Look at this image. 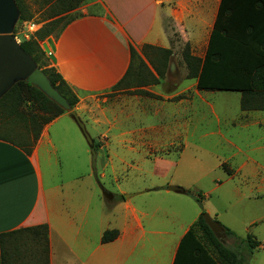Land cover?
<instances>
[{"label":"crops","instance_id":"obj_1","mask_svg":"<svg viewBox=\"0 0 264 264\" xmlns=\"http://www.w3.org/2000/svg\"><path fill=\"white\" fill-rule=\"evenodd\" d=\"M221 2L89 0L84 9L92 13L70 23L55 42L56 70L73 90L101 93L113 89L126 77L132 66V49L145 59L142 51L151 46L172 51L171 61L177 58V49L183 47L182 61L188 71L186 53L201 61L206 58ZM194 80L204 107L210 108L215 95L206 93L222 91H199L198 79ZM225 93L240 95L244 115L223 121L214 116L215 123L226 125L225 132L219 128L209 135L221 140L220 147L236 150L218 167L224 178L214 180L213 190L204 197L203 208L188 195L189 190L183 188L186 194L175 193L171 187L178 186L170 184L167 188L159 186L130 193L119 190L115 202H110L106 198L113 196L112 191L107 190L103 197L93 181L73 179L66 183L49 177L60 167L58 149L64 148L67 138L76 146L82 143L75 125L66 120L68 114L44 126L30 153L0 139V264H4L1 237L38 226L49 229V264H175L183 238L203 211L236 237L245 240L251 236L258 241L260 245L251 255L247 245L238 243L235 237L225 236L224 245L239 251L247 259L246 264H264V239L259 236L264 214L250 216V206L241 208L247 212L245 216L230 215L243 202H264V111H244L241 92ZM240 135L253 141L247 150L235 142ZM161 151L155 162L163 161L171 153ZM230 161L236 174H229L224 168V163ZM123 163L130 165L126 159ZM110 165L108 162L103 167L101 179L107 178L105 172ZM54 166L58 168L55 171ZM89 175L88 178L92 177ZM225 185L231 186L234 194L231 207L221 197L212 201L210 196ZM84 187L87 193L83 195ZM126 194L135 196L120 198ZM137 197L140 199L134 200ZM108 231H117L118 236L103 243V235ZM198 237L201 238L200 232ZM214 257L217 258L216 254Z\"/></svg>","mask_w":264,"mask_h":264},{"label":"rangeland","instance_id":"obj_2","mask_svg":"<svg viewBox=\"0 0 264 264\" xmlns=\"http://www.w3.org/2000/svg\"><path fill=\"white\" fill-rule=\"evenodd\" d=\"M25 3L32 19L29 22H21L18 17L13 23L12 33L19 44L23 41L37 40L48 59L49 66L46 68H53L57 73L56 64L49 59L43 45H48V39L56 42L70 23L83 17L87 12L91 14L92 12L84 9L89 1L56 18H52V8L46 6L43 0H25ZM55 20L57 23L51 25L50 23ZM45 32H50L51 36L41 40ZM182 49L183 47L177 49V58L170 60L167 74L163 79L158 76L156 70L161 53L153 49H144L142 54L145 59L136 52L129 76L111 90L81 93L62 85L64 93L75 100L72 111L80 116L94 140V149L98 153V181L93 175L91 149L70 116L66 120L70 125H75L76 134L81 137V146H76V142L67 138L65 149L63 147L58 149L60 167L58 169L54 166L53 170H58L55 175L50 172L49 177L66 183L73 179L89 180L91 183L93 181L103 197H105L103 189L112 191L113 196L106 198L110 202H115L119 190L130 193L159 186L167 188L169 186L167 184H170L185 188L193 195L194 192L201 194L202 206L196 203L203 208L204 197L213 190L214 180L224 178L218 167L236 150L233 148L230 150L227 146L220 147L221 140L209 135L217 132L219 128L225 132L226 125L223 122L221 125L215 123L214 116L220 117L223 121L228 117L237 118L244 114L240 110V95L237 93H206L215 96L212 106L204 107L203 97L196 92L195 80L186 75L188 71L185 70L182 61ZM141 63L146 65L145 69L140 67ZM140 68L145 74L148 73L143 78L138 74ZM145 86L148 88H144ZM45 106L49 112H45ZM22 109L27 115L36 114L40 123L61 113L46 102L43 96L31 94L26 95ZM250 111L261 112L259 109ZM63 114L69 115L68 112ZM206 118L210 119L205 120ZM21 130H23L21 126L17 125L16 131ZM25 141L33 142V132L28 133ZM235 142L243 150H247L253 141L240 135ZM162 149L171 150V153H168L163 161L155 162ZM125 159L130 165L123 163ZM108 162L111 165L105 172L107 178L101 179L103 167ZM231 162L224 163V168L233 175L236 174V169ZM89 174L92 177L88 178ZM83 191V195L87 193L85 187ZM210 196L212 201L217 199V196L221 197V201L227 203L228 207L235 203L231 186L228 185L214 191ZM250 206H253L249 212L250 216L259 217L264 214V202L260 199L235 206L230 215L245 216L247 212L241 208L246 209ZM206 214L208 213L204 215ZM259 236L264 239L263 225L259 228ZM28 249L32 251L33 244L28 243L25 246L23 243L21 254L25 255L23 256L25 261L31 262L32 252Z\"/></svg>","mask_w":264,"mask_h":264},{"label":"trees","instance_id":"obj_3","mask_svg":"<svg viewBox=\"0 0 264 264\" xmlns=\"http://www.w3.org/2000/svg\"><path fill=\"white\" fill-rule=\"evenodd\" d=\"M89 0H43L46 6H50L53 17L71 12ZM20 12V21L29 22L32 15L25 0H15ZM57 20L50 23L56 24ZM51 36L45 32L41 40ZM20 46L28 53L38 67L48 76L52 86L64 96L71 108L75 106V100L64 93L62 85H67L62 76L53 68H46L48 59L37 40L23 41ZM144 49H153L160 52L159 64L156 67L160 78L166 76L172 51L146 46ZM136 57V51L132 49V65ZM190 79H198L199 91L241 92L243 94L242 110L264 111V0H222L218 18L215 23L206 58L201 61L193 58L189 53L185 54ZM45 67L46 69H42ZM143 69L144 63L140 64ZM132 68V66H131ZM130 68V70H131ZM130 70L128 74L129 76ZM148 72V71H147ZM139 77L147 75L139 71ZM125 78L120 82L122 83ZM68 86V85H67ZM27 94L31 96H43L44 100L52 104L61 113L51 119L38 122L36 114L27 115L23 111V105ZM45 112L49 109L45 106ZM67 113L55 103L50 101L36 87L26 83H17L0 100V139L19 145L30 153L33 145L38 141L44 126L55 118ZM19 125L23 130L16 131ZM33 132V142L25 141L28 133ZM23 135L25 138L23 139ZM189 196L201 205V195ZM124 199V196L120 197ZM202 206V205H201ZM202 216L192 229L183 238L175 264H246L247 259L239 252L233 251L223 245L207 226ZM221 225V224H220ZM222 226V225H221ZM227 238L235 237L238 243L247 245L251 255L260 245L251 236L242 240L222 226ZM201 233V238L198 237ZM49 229L47 226L22 229L1 237V249L4 264H49ZM118 236L117 231L105 232L103 243H109ZM32 243L31 262L25 261L22 255V247ZM216 254L217 258L214 257Z\"/></svg>","mask_w":264,"mask_h":264},{"label":"water","instance_id":"obj_4","mask_svg":"<svg viewBox=\"0 0 264 264\" xmlns=\"http://www.w3.org/2000/svg\"><path fill=\"white\" fill-rule=\"evenodd\" d=\"M20 12L15 0H0V100L19 82H26L40 90L47 98L69 113L71 120L83 133L92 155V170L95 179L98 181L97 171V151L94 149L95 143L87 131L85 123L80 116L72 111L67 99L56 90L48 76L38 67L33 58L26 53L16 37L13 35L12 27ZM43 47L49 59L56 64V45L53 39H48ZM104 193L106 191L103 189ZM171 191L186 194L180 187H171ZM135 194L124 195L125 199L134 197ZM207 226L211 229L216 238L224 245L226 243L225 234L220 223L215 221L208 214L204 215Z\"/></svg>","mask_w":264,"mask_h":264}]
</instances>
